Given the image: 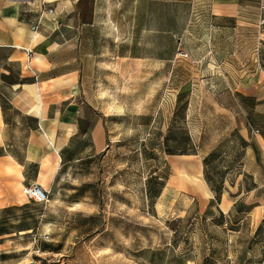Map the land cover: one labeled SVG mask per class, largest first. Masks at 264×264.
I'll list each match as a JSON object with an SVG mask.
<instances>
[{
	"label": "crops",
	"instance_id": "crops-1",
	"mask_svg": "<svg viewBox=\"0 0 264 264\" xmlns=\"http://www.w3.org/2000/svg\"><path fill=\"white\" fill-rule=\"evenodd\" d=\"M179 19L184 24L175 33ZM175 36L180 45L200 46L202 52L184 61L202 64L193 86L210 99L196 100L192 87L176 91V111L160 139L168 143L175 133L185 135L197 154L166 155L177 159L169 162L175 175L167 181L176 178L180 197L191 183L178 179L197 177L209 196L149 200L160 218L185 220L195 214L203 231L202 243L192 249L182 245L176 252L166 245L164 264L264 261V0H0V210L21 205L27 200L23 188L34 184L48 192L47 204L55 205L93 200L74 194L94 188L78 181H94L95 174L97 187L104 189L106 182V189H125L118 172L105 179L111 173L105 162L115 152L111 144L120 142L113 128L124 117L108 110L122 107L118 94L127 85L153 79L157 93L162 74L165 91H175ZM128 75L136 79L127 80ZM181 109L185 116L179 124L174 115ZM157 118L158 111L140 117L147 126L144 141L158 139ZM156 153L135 151L141 160ZM157 172L139 174L134 186L141 184L152 195ZM38 219L48 222L42 215ZM48 223L54 231L59 228ZM114 233L73 228V234L92 241ZM90 246L137 264H159L161 254L137 244ZM82 247L73 244V263ZM61 249L40 252L61 255Z\"/></svg>",
	"mask_w": 264,
	"mask_h": 264
},
{
	"label": "rangeland",
	"instance_id": "rangeland-1",
	"mask_svg": "<svg viewBox=\"0 0 264 264\" xmlns=\"http://www.w3.org/2000/svg\"><path fill=\"white\" fill-rule=\"evenodd\" d=\"M178 24L179 29H175V33L182 31L180 27L184 21L179 19ZM199 47L197 42L180 45L179 37L175 36V82L173 87L175 91H165L163 88L165 76L162 74L158 77L157 93L152 91L154 88L151 85L154 82L153 79L140 86L127 85L125 91L118 94L119 105L122 107L108 110L124 117L119 121L120 124L113 128L117 132L120 142L111 144L115 152L105 162V171L111 173L106 174V178L102 177V180L104 178L108 180L114 172H118L121 175L120 186H122V181H125V189L122 187L118 189L117 186L114 189H106V182L102 184L104 189L100 186L97 187L100 184L95 181L97 179L95 172L98 171L96 165L92 166L95 174L94 181H78V184H93L95 187L80 189L74 194L78 198L87 196L93 200H83L85 202L79 206L66 203L36 205L22 200L24 202L17 207L0 210V264H137L113 251H94L91 246L89 247L90 244L125 246L137 244L142 248L159 249V254L161 253L158 258L159 264H164L166 256L163 249L166 248V245L172 244L176 252H180L182 245L190 246L192 249L202 243L203 238L199 235L201 223L198 224L199 218L195 214L185 220L167 218L166 216L160 218L149 206V200H176L177 198V200H205L203 195L209 196V192L204 189L203 182L193 176L178 179L179 182H190L191 184L185 185V187L189 186V190L184 196H177L176 190H180V183L173 182L176 178H168L167 181V177L171 173L175 175V169H170L169 162L177 159L168 158L166 160L165 156L177 155L180 152L194 156L197 154V149L193 142L188 143L185 135L177 136L175 133L173 139L168 143L160 139L171 115L176 111V91H187L192 87L193 91L196 90L193 93L196 100H203L205 97L210 99L207 94L201 92V88L193 86V84L198 85L200 78L198 70L203 68L202 64L197 62L189 64L184 61L189 58L190 54L202 52ZM134 79H136L134 75L127 76V80ZM156 111H158V139L151 142L144 141L147 126L143 124L140 117L150 116ZM184 116L185 110L181 109L175 113L174 119L180 124ZM226 145H228L226 142L221 144L220 151L224 150ZM137 149H156L157 155L156 157L144 155L145 158L143 157L141 160L135 155ZM196 165L194 163L195 169ZM156 169L158 171L156 178L159 181L151 189L152 195L147 194L141 184L134 186L139 181V174L144 178L149 175V172H155ZM86 177V179L89 178V176ZM214 184L216 185V182ZM171 187H175L174 192L169 189ZM101 196L104 198L101 199ZM109 197L113 200H109ZM78 208H85L94 213L91 215L77 213ZM41 215L48 222L55 221L59 226L57 231H54L48 222L40 221L38 218ZM39 227L40 230L36 231ZM73 228L91 231L110 228L115 230V235L100 236L92 241L89 240L91 238L73 234ZM30 230L34 231L28 232ZM172 232L175 233L171 235ZM201 232L203 231L201 230ZM45 234L50 235L48 240H45ZM73 244L83 246L79 249L77 263H73L72 260ZM58 245L62 248L61 255L42 253L49 252ZM144 259H148L147 255ZM175 261H178L177 257H175ZM210 262L207 261L205 264H211Z\"/></svg>",
	"mask_w": 264,
	"mask_h": 264
},
{
	"label": "built area",
	"instance_id": "built-area-1",
	"mask_svg": "<svg viewBox=\"0 0 264 264\" xmlns=\"http://www.w3.org/2000/svg\"><path fill=\"white\" fill-rule=\"evenodd\" d=\"M49 13H53V10H49ZM23 195L29 203L47 204L49 202V194L40 185L34 184L23 188ZM45 240L50 237L44 236ZM256 264H264V261L257 262Z\"/></svg>",
	"mask_w": 264,
	"mask_h": 264
}]
</instances>
